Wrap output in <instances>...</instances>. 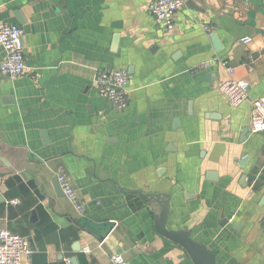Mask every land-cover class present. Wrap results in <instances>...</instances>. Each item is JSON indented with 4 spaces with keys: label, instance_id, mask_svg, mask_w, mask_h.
<instances>
[{
    "label": "crops",
    "instance_id": "0c3cea01",
    "mask_svg": "<svg viewBox=\"0 0 264 264\" xmlns=\"http://www.w3.org/2000/svg\"><path fill=\"white\" fill-rule=\"evenodd\" d=\"M153 1L0 0V22L24 30L26 74L0 68V230L29 239L24 264H112L114 253L194 264L157 232L151 195L169 201L167 228L189 231L216 264H264V134L250 130L264 0H185L171 31ZM228 67L250 85L238 107L219 88ZM119 69L130 74L120 112L96 85ZM59 173L82 214L57 193Z\"/></svg>",
    "mask_w": 264,
    "mask_h": 264
},
{
    "label": "built area",
    "instance_id": "2783aa9c",
    "mask_svg": "<svg viewBox=\"0 0 264 264\" xmlns=\"http://www.w3.org/2000/svg\"><path fill=\"white\" fill-rule=\"evenodd\" d=\"M185 0H154L149 5L150 14L164 27L171 31L175 26V16L183 8ZM208 30V28H207ZM24 30L15 24L0 22V46L5 57L1 62V72L16 78L26 74L27 64L22 45ZM252 41L245 37L243 42ZM206 63L205 66H208ZM228 78L220 84V91L227 97L231 106L238 107L248 98L249 82L234 77V68L228 67ZM130 74L126 69L101 70L97 73L96 85L98 93L105 98L117 111H123L128 105V86ZM253 114L250 130L254 134H264V96L256 98L253 103ZM58 181L65 197L73 204L78 213L84 212V205L79 200L71 181L64 173L58 174ZM264 226V217L261 221ZM32 254L29 239L12 232L7 228L0 230V264H24V260ZM112 264H130L122 254L111 256Z\"/></svg>",
    "mask_w": 264,
    "mask_h": 264
},
{
    "label": "water",
    "instance_id": "95a60500",
    "mask_svg": "<svg viewBox=\"0 0 264 264\" xmlns=\"http://www.w3.org/2000/svg\"><path fill=\"white\" fill-rule=\"evenodd\" d=\"M216 50H219L221 47L219 40L216 35L211 36ZM176 123H179L178 120ZM55 188L57 193H61L62 187L58 181V178L54 180ZM152 198L157 199V201L161 205V212L156 218V230L162 236L168 238L172 242L178 244L182 248L185 249L187 254L190 256L194 264H216V256L215 254L210 251L205 245L202 243L195 241L191 237V233L189 231L183 230H169L167 228V222L169 219L170 214V204L169 201L162 200L161 196L159 195H151ZM4 199L0 195V202H3ZM110 227L113 226L112 224L109 225ZM76 251H79V248H75ZM72 264H77V259L74 257L71 260Z\"/></svg>",
    "mask_w": 264,
    "mask_h": 264
}]
</instances>
